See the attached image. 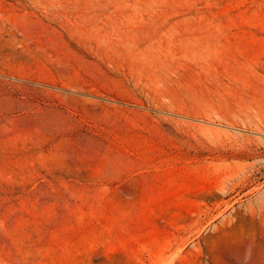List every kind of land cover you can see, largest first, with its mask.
Wrapping results in <instances>:
<instances>
[{"label":"rangeland","instance_id":"374dc122","mask_svg":"<svg viewBox=\"0 0 264 264\" xmlns=\"http://www.w3.org/2000/svg\"><path fill=\"white\" fill-rule=\"evenodd\" d=\"M0 264H264V0H0Z\"/></svg>","mask_w":264,"mask_h":264}]
</instances>
